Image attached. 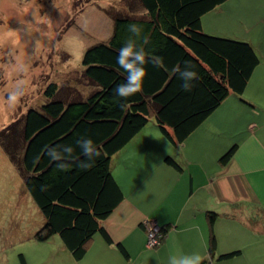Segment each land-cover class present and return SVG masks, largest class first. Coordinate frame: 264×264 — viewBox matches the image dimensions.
Segmentation results:
<instances>
[{"label":"trees","instance_id":"obj_1","mask_svg":"<svg viewBox=\"0 0 264 264\" xmlns=\"http://www.w3.org/2000/svg\"><path fill=\"white\" fill-rule=\"evenodd\" d=\"M225 1L129 3L128 12L114 17L111 37L83 54L84 76L94 87L89 96L65 98L50 84L48 101L25 114L16 157L10 158L44 217L37 241L57 235L76 260L95 234L109 243L102 223L123 199L111 173L112 156L151 118L163 135L182 143L229 94L243 93L260 62L255 49L208 35L201 25L202 16ZM11 130L0 134L6 146L13 144ZM236 147L220 157L221 165ZM167 163L180 168L169 157ZM215 216L209 214V224ZM214 244L211 235L209 256Z\"/></svg>","mask_w":264,"mask_h":264},{"label":"crops","instance_id":"obj_2","mask_svg":"<svg viewBox=\"0 0 264 264\" xmlns=\"http://www.w3.org/2000/svg\"><path fill=\"white\" fill-rule=\"evenodd\" d=\"M240 2L226 0L203 15L201 25L208 35L244 40L255 49L260 62L243 93L229 94L182 143L163 135L151 118L111 159L123 199L102 223L110 242L95 234L76 260L58 237L49 264H264V15L253 40L248 26L237 23L238 13L251 12H242ZM235 21L246 27L244 35L229 30ZM233 145L235 153L221 165ZM210 213L216 214L212 224ZM144 220L167 228L155 249L146 248Z\"/></svg>","mask_w":264,"mask_h":264},{"label":"rangeland","instance_id":"obj_3","mask_svg":"<svg viewBox=\"0 0 264 264\" xmlns=\"http://www.w3.org/2000/svg\"><path fill=\"white\" fill-rule=\"evenodd\" d=\"M136 1L0 0V134L11 125L13 143L6 146L0 136V264H22L20 256L25 264H40V259L49 264L61 244L57 235L36 240L44 217L10 158L16 157L25 114L48 101L44 91L50 84L65 98L89 96L94 87L84 76L83 54L106 42L114 17ZM240 6L251 12L238 13L237 23L243 21L255 40L264 0H243ZM237 23L229 30L244 35L246 27Z\"/></svg>","mask_w":264,"mask_h":264},{"label":"built area","instance_id":"obj_4","mask_svg":"<svg viewBox=\"0 0 264 264\" xmlns=\"http://www.w3.org/2000/svg\"><path fill=\"white\" fill-rule=\"evenodd\" d=\"M142 227L146 237V248L155 249L157 248L164 239L165 233H163L162 227L153 220H144Z\"/></svg>","mask_w":264,"mask_h":264}]
</instances>
